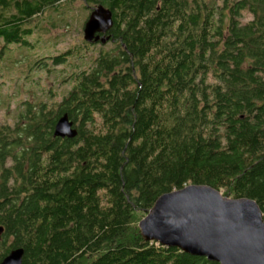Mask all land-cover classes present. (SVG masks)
<instances>
[{
  "label": "trees",
  "instance_id": "16d2710c",
  "mask_svg": "<svg viewBox=\"0 0 264 264\" xmlns=\"http://www.w3.org/2000/svg\"><path fill=\"white\" fill-rule=\"evenodd\" d=\"M65 1L0 0V64L10 45L34 50V20ZM89 1L109 10L111 43L37 53L29 69L69 67L68 89L0 120V261L218 264L138 222L190 183L264 215V0ZM64 113L74 137L53 135Z\"/></svg>",
  "mask_w": 264,
  "mask_h": 264
},
{
  "label": "water",
  "instance_id": "95a60500",
  "mask_svg": "<svg viewBox=\"0 0 264 264\" xmlns=\"http://www.w3.org/2000/svg\"><path fill=\"white\" fill-rule=\"evenodd\" d=\"M103 12L99 6L90 14L83 29L86 40L102 30ZM76 133L66 113L58 118L54 136L70 138ZM138 228L147 240L218 264H264V215L258 204L248 197H226L207 184L190 183L162 193ZM22 255V248H14L0 264H21Z\"/></svg>",
  "mask_w": 264,
  "mask_h": 264
},
{
  "label": "rangeland",
  "instance_id": "374dc122",
  "mask_svg": "<svg viewBox=\"0 0 264 264\" xmlns=\"http://www.w3.org/2000/svg\"><path fill=\"white\" fill-rule=\"evenodd\" d=\"M64 4L66 6L60 9L61 13L47 10L34 20L39 26L33 36L38 39L34 50L23 47L14 49V46L10 45V50L6 52V57L0 64V104L7 100V103L5 101L0 106L1 121L10 120L20 108L22 103L19 102L22 100L28 99L33 102L46 98L49 90L62 94L68 89L67 83L58 82L61 76L70 70L69 67L57 65L49 72L37 68L29 69L32 60L40 52L52 54L84 41L82 24L88 6L95 7V3L89 0H68ZM98 46L99 44L93 48L97 49ZM73 60L74 58L70 59L71 62ZM62 68H65V71H60Z\"/></svg>",
  "mask_w": 264,
  "mask_h": 264
},
{
  "label": "flooded vegetation",
  "instance_id": "af4514ba",
  "mask_svg": "<svg viewBox=\"0 0 264 264\" xmlns=\"http://www.w3.org/2000/svg\"><path fill=\"white\" fill-rule=\"evenodd\" d=\"M94 5L95 7L88 6L86 18L82 24V30L84 29V25L87 19L89 18L90 14L93 12L94 9L99 7V5H97L96 3ZM103 9H104V12L101 14V16L104 19L100 16L103 19V25L101 27L102 30L96 31L90 41L84 38V32H83V39L85 41H88L90 43H95L97 45V44H108V43H111V40H113V38H111V33L109 32V27L111 26V14L106 7L103 6ZM96 37L97 39H95Z\"/></svg>",
  "mask_w": 264,
  "mask_h": 264
}]
</instances>
